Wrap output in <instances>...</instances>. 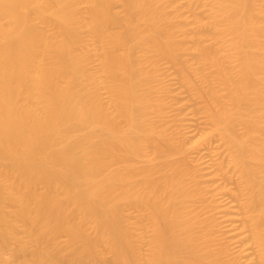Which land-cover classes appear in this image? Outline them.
Masks as SVG:
<instances>
[{
	"label": "bare ground",
	"instance_id": "1",
	"mask_svg": "<svg viewBox=\"0 0 264 264\" xmlns=\"http://www.w3.org/2000/svg\"><path fill=\"white\" fill-rule=\"evenodd\" d=\"M86 1L87 25L95 35L105 38L108 26L116 27L101 61L111 110L99 95V80L86 70L87 51H78L82 40L73 0H0V250L12 242L11 259L24 264H95L104 261L97 247L106 243L118 264H135L138 248L121 215L129 203L149 211L153 221V254L146 264H237L219 259L197 233L187 211L191 193L176 166L156 177L159 165L151 161L141 189L135 184L139 169L132 159L144 155L148 139L162 136L146 121L156 106L145 92L155 72L138 65L135 49L146 46V52L176 64L183 46L167 11L172 0H122L123 18L113 0ZM198 1H208L210 8L197 29L217 27L216 36L227 39L238 64L234 74L229 56L213 41L196 47L198 57L217 68L230 96L223 106L212 95L207 109L244 181L251 232L264 264V0L263 9L256 0ZM49 25L55 31H47ZM116 47L122 50L118 56ZM111 160L124 167L111 168ZM7 205L13 206L10 214ZM89 221L93 234L85 229ZM60 234L68 236V253L57 244ZM13 261L0 257V264Z\"/></svg>",
	"mask_w": 264,
	"mask_h": 264
},
{
	"label": "rangeland",
	"instance_id": "2",
	"mask_svg": "<svg viewBox=\"0 0 264 264\" xmlns=\"http://www.w3.org/2000/svg\"><path fill=\"white\" fill-rule=\"evenodd\" d=\"M73 2L79 14L82 40L78 51H87L86 70L99 80V95L110 108L112 96L106 86L108 79L101 72V61L107 51L106 48V50L103 49L104 46L110 45V39L109 42H105V40L109 38L110 32L115 31H112L111 28L116 29V27L108 26L109 31L108 29L104 31L109 32L105 38L95 35L87 25L90 5L86 0H73ZM113 2L114 12L123 18L127 11L126 5L122 0H113ZM189 3L190 1L186 0H172L167 9L176 26L174 36L183 46L177 62L175 61L176 64L174 61V64L171 63L170 59L157 55L154 51L146 52L148 50L146 46L135 49L138 65L146 71L155 72L156 79L145 92L151 96L152 103L156 106L148 110L146 121L149 127L162 135L156 141L148 139L149 143H147L144 155L132 159L131 163L139 169V176L135 184L138 182L140 183L138 187L140 185L142 187L145 178L143 172L151 165V161L159 165L155 172L156 177L170 173L176 166L184 173L183 179L191 193L187 211L194 216L197 233L206 236L207 247L226 263L235 261L237 264L240 262L260 264L258 248L251 232L249 209L245 206L248 194L244 181L232 163L227 144L221 139L219 132L213 128V121L207 109V104H211L215 100L213 96H216L218 102L220 101L219 103L223 106L230 104V96L217 74V68L211 66L207 61L201 60L196 47L201 42L210 43L213 41L220 52L229 56V66L234 74L238 69V64L236 59L231 56L227 39L216 36L219 32L217 27H209V25L204 28L200 27L201 30L197 29V24L207 17L210 8L209 2L195 0L194 3ZM254 4L263 9L260 0H256ZM142 25L143 23H141ZM168 27L166 26V28ZM45 28L49 32L55 31L53 30L55 29L54 25L45 26ZM166 28L164 25L165 31ZM101 37L102 39H100ZM261 42L264 44V36L261 38ZM117 47L114 50L115 54L123 50V47H118L122 49L121 51ZM205 87H210L212 91ZM205 89L213 94L209 96L206 93H200V91L205 92ZM204 94L206 95L204 96ZM120 123L122 128L127 127L125 120H121ZM238 132L242 135L244 129L238 127ZM113 161L111 160L112 163L109 165L112 166L111 168L124 167L123 161ZM173 165L174 168H172ZM1 166L0 163V168ZM227 204L232 208L229 206L228 209ZM12 210L13 206L7 205L6 211L9 214L12 213ZM121 215L124 224L132 231L138 248L132 256L133 261H137L135 264H146L153 254L154 247V226L150 212L136 204L124 203ZM78 217L79 215L76 214L75 218ZM16 224L19 235L25 236L22 223L16 222ZM94 227V223L90 221L85 224L88 233L93 234ZM68 242L66 234H60L57 238V244H60L59 247L61 246L65 253L69 252ZM13 246L12 242L2 246L1 259L13 261L11 259ZM30 252L29 250L25 255L29 259ZM97 253L103 255L105 259L104 261L97 260L95 264H118L106 243L98 245ZM12 264L24 263L16 260ZM68 264H74V260L69 259Z\"/></svg>",
	"mask_w": 264,
	"mask_h": 264
}]
</instances>
